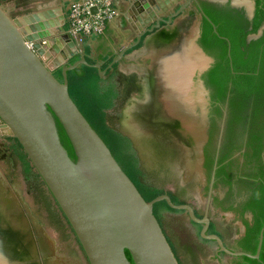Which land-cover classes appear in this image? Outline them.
Segmentation results:
<instances>
[{"label":"water","instance_id":"1","mask_svg":"<svg viewBox=\"0 0 264 264\" xmlns=\"http://www.w3.org/2000/svg\"><path fill=\"white\" fill-rule=\"evenodd\" d=\"M184 9L185 6L167 19H157L107 69H102L101 64H90L87 59L91 58L79 53V46L90 37L67 31L54 11L40 21L37 15L12 17L0 4V131L22 147L69 223L89 264H180L154 212L155 205L162 201L171 209L188 211L195 222L205 223L202 236L217 241L222 251L249 259L260 258L264 228L255 254L232 253L220 237L206 235L207 218L197 219L191 206L173 203L168 194L147 201L69 92L68 74L81 65L96 69L103 77L126 52L140 43L144 49L155 44L152 51L156 62L147 70L150 76L146 77L149 106L144 103L145 112L141 116L134 114V118L141 133L171 143L177 154L180 153L184 180L197 175L196 172L200 174L209 137L211 106L210 90L202 75L215 61L198 44L199 33L187 41L189 31L179 29V24L185 28L193 25L190 21H181ZM175 17H178L176 36H172L173 32L167 35L166 31H158L162 24L170 25ZM263 31L264 26L248 41L258 39ZM194 53L201 61L194 60ZM76 57L79 60L71 63ZM59 69L61 79L55 74ZM142 107L141 104L137 109ZM58 122L71 143L75 160L61 141ZM194 163L197 169L193 172ZM5 213L6 217H0V232H3L0 233V264H38L32 262L35 258L31 257L27 243L19 241L31 232L24 222L20 223L21 212L4 209L2 214ZM14 213L18 221L11 218ZM5 235L9 240L3 239Z\"/></svg>","mask_w":264,"mask_h":264},{"label":"flooded vegetation","instance_id":"2","mask_svg":"<svg viewBox=\"0 0 264 264\" xmlns=\"http://www.w3.org/2000/svg\"><path fill=\"white\" fill-rule=\"evenodd\" d=\"M184 6L185 9L182 11L180 15H186L187 13L191 12L192 15L197 16V18L195 17L194 19L198 25L197 27V34L199 33L198 44L201 47H202L201 39L203 37V31L205 27L204 20L205 18L207 19V11L213 14L218 12H220L223 15H226L228 13L231 14L232 19H235V22H237V24L241 26L242 31L246 32V36H247L246 41L249 45L252 44V42L260 41L264 37V31H263L262 36L259 37L258 39L252 40L250 42L248 41L250 36L257 35L259 33V30H261L262 27L264 26V22H261L259 28L256 31H254V26L256 24V18H257V11L259 8H261V5L259 4V0H251V4L249 7L246 3H240V2L234 3V0H180L179 5L177 6V9L173 14H176ZM69 8L70 6L67 5L66 7L67 14H69ZM203 14H205L206 17H203ZM192 15L187 19L192 20L193 18ZM178 17L173 18V22L170 25L162 24L161 29L158 31L162 33H165L166 31L168 33L167 35L174 33V35L172 36H176L177 32L175 33L176 30L175 27L177 21L176 19ZM179 27L180 30L188 31V29H190V28H185L184 24L183 25L179 24ZM215 28L217 30L216 26ZM103 41L104 40L102 39L101 35L97 36L95 48L93 49L92 55L88 52L89 50L88 47L86 46V42L84 44L82 43L79 46L80 47L79 53L80 54L82 53L83 55L86 54V56L91 58V60L87 59V61L90 64L99 63L102 65V62H106L105 63L106 66L105 64L102 65V69H107L109 65L112 63V61L116 59L119 56V54L124 50V48H121L118 52H115L114 50H110L107 43ZM155 46L156 45L155 44L153 45V43H151L148 46L149 51L147 54H145L146 62H143L145 64H142L140 61H137L132 56L127 57L129 56L128 54L133 52L135 49L145 47L140 43L137 47L126 52L124 57H122L118 61V63H116L115 65H113V67L108 69L107 73L105 74L106 77L118 75L120 74V71L131 72V70H134L137 72L138 70L140 72L139 73L140 75H143L144 73V79H145L144 90H145L147 88V83H148V81H146V77L149 78L150 76L147 70H151V65L154 62H156L153 60V51H152L153 47L155 48ZM158 47L159 46H157V50ZM146 50L147 49L145 48L144 53L146 52ZM203 50L205 51L204 48ZM206 54L209 55L207 52ZM209 56L214 59L213 56L211 55ZM107 58L109 59L107 60L108 62L105 61V59ZM77 60H79L78 57L74 58L70 62L73 63ZM208 71L203 73L202 80L204 81L206 87L210 90V98H211L210 99L211 106H210V114H209L210 127L208 133L209 137L204 146V159L201 166V173L199 174V172H196L197 175L193 174L192 177H188L189 182H187L186 185L184 186L186 190L194 189L195 195L193 196L190 195L191 197L184 198L183 193H181L182 191H179L178 193H174L166 189L162 191V194H168L171 197L173 203L177 205L191 206L194 210V214L197 219L204 221V219L207 218L208 230L206 231V235H216L220 237L224 247L227 250L231 251L232 253H238V252L247 253L246 251H244L243 244L247 237L249 228L254 226V219H255L253 212L247 209V205H250L252 203V195L255 194L254 191L255 187L257 188V181L258 178L260 177L259 173L260 170H262V164L258 162L250 163L248 162V160H246L245 155L248 152L247 151L248 133H244L243 137L239 139V141L237 142L236 146H239V148H232V144L229 141V139H227V134H226L228 120H229V95L225 101L218 102L213 105L212 97H211L212 91L207 86L206 80L204 78V75ZM57 72H55L56 76H57ZM137 89L138 88L136 85L135 90ZM146 90L143 94H146V100H148V95H147L148 93ZM151 101H153V99H151ZM147 102L148 101H146L145 105H147ZM142 106H143L142 108L137 109L136 111L134 110L135 112L130 115V118L131 116L134 117V114H140L141 116V114H143L146 110V108L144 109V104ZM148 106L149 105H147V107ZM217 108H219V111L217 110ZM159 112L160 111L157 110L156 116L158 115ZM190 114L191 112H189V115ZM158 116L159 117L157 119L160 120V115ZM150 129L153 130V128ZM138 135L145 141L149 142L151 149L153 150L155 149V151L158 150L157 153L158 155H160L158 156V159L162 158L161 160L164 161L166 164H170L176 168L182 169L183 165L180 164V158H179L180 153L179 155L177 154V151L174 150L175 147L171 143H169L171 145L170 146L165 142H161L153 139L151 136H148L145 133L139 134L138 132ZM8 139L9 137L5 136L3 132H0V147L1 146L7 147V145L9 144ZM7 150L10 151L9 148H6L4 149V153H3V149H0V165L2 164L1 163L2 160L5 161L8 160V155H4L8 153ZM231 151L233 152L231 153ZM229 153H231L230 157L222 159V157L225 154H229ZM262 157L264 158V152L262 154ZM191 168L193 172L196 171L197 168L195 163L193 164V166L191 165ZM220 169L222 170V172L220 176H218V172ZM3 175H5L4 172L0 175V181H2V179L4 178ZM6 177L7 178L5 179V181L0 182V189H1L0 197H3L8 201V206L9 204L17 205L13 207L7 206L6 210L7 209L13 210L16 213L18 211L21 212L18 206L19 201L17 202V199L14 196L16 195L18 199H20L24 196H27V194H22L17 190L18 183L16 182V179L12 173H10V175ZM254 184H256V186H254ZM46 190L50 198L53 199L52 195L50 194L47 188ZM8 191H10L11 193L6 197ZM193 198H196L197 201H190ZM169 211L172 212L176 211L177 213H179L178 220L179 221L183 220L190 225V229L189 231L187 230L186 233V235L190 237L189 243L188 242L183 243L184 241L183 240L179 241V239L178 242L177 239L175 240L174 238H170L166 229L163 226L162 220L167 216L166 210L164 209L161 213L157 212V216L163 227V230L179 260L182 257H184L185 260L187 258L188 262H186L185 264H241V263L246 264L247 263L243 259L244 256H235L228 254L221 250L217 241L204 238L202 236V231L206 224L203 222H195L190 217L188 211L174 210L168 208L167 212ZM21 214L25 221L26 218L24 216V212L22 211ZM191 228L194 229V230L192 229L193 230L192 232L194 233L191 232ZM193 236L194 239L192 240L191 237ZM176 247L178 252H176L175 250ZM209 248H213V250ZM190 252L192 253V255ZM179 254L181 255V258ZM204 257H208V260H206ZM50 263L51 262L49 261V264Z\"/></svg>","mask_w":264,"mask_h":264},{"label":"rangeland","instance_id":"3","mask_svg":"<svg viewBox=\"0 0 264 264\" xmlns=\"http://www.w3.org/2000/svg\"><path fill=\"white\" fill-rule=\"evenodd\" d=\"M12 1H19L20 4L24 2L25 4L29 0H0V4L6 6V9L9 10L10 8L9 6L7 8V5H10ZM237 2L246 3L248 6L251 4V0H234V3ZM191 15V12H189L183 16L181 20L183 22L190 21L193 24L190 26V29H188L189 36L187 41L189 38L192 39L196 37L198 27L194 19L195 17L197 18V16L192 15V20L187 19ZM146 49L145 53L144 48H138L128 55H131L137 61L145 64L143 62H146L145 54L148 53L149 47L146 46ZM139 73L138 70L137 72L134 70H131V72L120 71V74L110 77H106V75L100 77L98 74L99 79L72 82L69 92L80 109L82 105L86 104L89 109H91V105L98 112L104 113L106 124L130 141L131 147L124 139L118 138L119 149L124 150L127 155H132L134 160L137 159L138 169L142 172V175L138 178L142 184H146L148 187L158 191H163L165 189L174 193L182 191L181 193H183L184 198H189L191 197L190 195H195V191L194 189L186 190L184 187L186 183L189 182L188 178L186 180L183 179L185 176L180 168L166 164L161 160L162 158L158 159V156H160L157 153L158 150L155 151V149H151L149 142L138 135V132L141 134L138 122L133 116L130 118V115L134 113L133 111L147 101L146 94H143L146 90H144V75H140ZM140 84H142L143 87ZM136 85L138 88L137 90H135ZM8 143L7 147L1 146L3 153L4 149H10V151L7 150L8 153L4 154L8 155L9 158L6 162L3 161L5 164L1 168L4 169L5 174L8 175L10 174L8 171L9 166L18 183L17 190L22 194H27V196L20 199H18L16 195L14 197L17 199V202L19 201V210L24 212L26 218L25 221L24 219L21 220L25 223V227L31 230V232H28L30 233L29 237L21 236V238H19L20 242L27 243V249L29 253H32L31 257L35 258L31 261L38 264H49V261L51 262L50 264H88L73 230L56 202L48 195L46 187L39 178L37 172L33 171L25 152L14 139L9 138ZM29 166L34 175L30 172ZM0 172L1 174L3 173L1 170ZM10 193L11 192L8 191L6 197L10 195ZM0 199V201L8 205V201L5 198L0 197ZM190 201H197V199L193 198ZM13 206L17 205L9 204L8 207ZM164 209L166 210L167 216L162 222L170 238L177 239V241L178 239L179 241L183 240V243H189L190 237H188L186 233L187 230L189 231L190 225L183 220L179 221V213L176 211L167 212L168 208L164 201L156 205L154 211L155 215L157 216V212L161 213ZM192 229L193 228H191V232L194 230ZM0 233L2 234L3 232L1 231ZM191 238L193 240L194 236ZM3 239L9 240L6 235ZM11 240L18 241L17 238H12ZM209 249L213 250V248ZM175 250L178 252L177 247ZM179 256L181 258L180 254ZM204 258L208 260V257ZM181 259L179 260L180 264L188 262L187 258L186 260L184 257Z\"/></svg>","mask_w":264,"mask_h":264},{"label":"trees","instance_id":"4","mask_svg":"<svg viewBox=\"0 0 264 264\" xmlns=\"http://www.w3.org/2000/svg\"><path fill=\"white\" fill-rule=\"evenodd\" d=\"M259 4L261 8L257 11L254 31L259 28L261 22H264V0H259ZM207 18L209 20L206 18L204 20L201 45L215 59V63L204 75L207 86L212 91L213 105L225 101L229 95L227 139L231 142L232 148H239L236 146L237 142L244 133H248L246 160L250 163L262 164L257 188L255 187V194L252 195V203L247 205V209L254 214V226L249 228L243 244L244 251L255 254L260 232L264 228V158L262 157L264 152V37L249 45L246 41V32L242 31L241 26L232 19L231 14L223 15L220 12L213 14L207 11ZM210 22L217 27L218 34L214 32ZM58 72L57 77L61 79V72ZM68 77L70 89L72 82L91 81L99 75L96 69L83 65L69 72ZM90 107L91 109L86 104L82 105L81 109L84 113L79 109L110 148L143 197L150 201L162 194V191L148 187L139 181L138 177L142 175V172L138 169L137 159L134 160L132 155H127L124 150L119 149L118 138L124 139L131 147L130 141L106 124L104 113L98 112L91 105ZM217 110L219 111V108ZM58 128L64 147L68 150L70 157L75 160L71 143L59 122ZM231 153L225 154L222 159L230 157ZM221 172L220 169L218 176ZM167 208L170 207L167 205ZM126 253L132 260L130 253L128 251ZM243 259L247 262L246 264H264V241L259 259L247 257Z\"/></svg>","mask_w":264,"mask_h":264},{"label":"crops","instance_id":"5","mask_svg":"<svg viewBox=\"0 0 264 264\" xmlns=\"http://www.w3.org/2000/svg\"><path fill=\"white\" fill-rule=\"evenodd\" d=\"M77 1L78 0H29L25 4L24 2L20 4L19 1H12L10 5H7V8L9 6V12L12 17H31V15H37L40 21L46 18L44 17L45 14L50 15V12L54 11V16L59 17V20L63 23L61 26H65V29L68 31L69 21L66 7L67 5L71 7L72 4ZM166 1L169 4L166 5ZM179 2L180 0H113L116 15L107 23L105 31L101 35L104 40L103 42L107 43L110 50H114L115 52H118L121 48L126 49L135 43L138 35L154 25L157 19L160 17L166 19L167 16L172 15L176 11ZM33 22L38 21L35 20ZM96 39L97 36H93L86 41L88 52L91 55L95 48ZM130 56L131 55L127 57ZM107 60L109 59H105V61ZM105 63L106 62H102V65ZM3 161L5 160H2L0 168L5 164ZM30 166L33 168V171L36 172L31 163ZM30 166L29 170H31L30 172L34 175ZM0 170L4 172V169L1 168ZM8 171L12 173L9 166ZM9 175L10 174L7 176Z\"/></svg>","mask_w":264,"mask_h":264},{"label":"built area","instance_id":"6","mask_svg":"<svg viewBox=\"0 0 264 264\" xmlns=\"http://www.w3.org/2000/svg\"><path fill=\"white\" fill-rule=\"evenodd\" d=\"M97 12H93V9ZM116 15L113 0H81L69 9V31L74 35L93 37L102 35L107 23Z\"/></svg>","mask_w":264,"mask_h":264},{"label":"bare ground","instance_id":"7","mask_svg":"<svg viewBox=\"0 0 264 264\" xmlns=\"http://www.w3.org/2000/svg\"><path fill=\"white\" fill-rule=\"evenodd\" d=\"M193 58H194V60H196L197 62L198 61H201L200 59H199V57H198V55L197 54H193ZM193 116V113H191L190 114V116ZM191 129V127L189 128V130ZM7 204L5 203V202H2V201H0V217H6L7 216V214L5 213L4 215L2 214V211L5 209L6 210V208H7ZM6 212H7V210H6ZM18 215L17 214H13V216H11V218H13L14 220H16V221H18V217H17ZM19 221H20V223L21 222H23L20 218H19Z\"/></svg>","mask_w":264,"mask_h":264}]
</instances>
